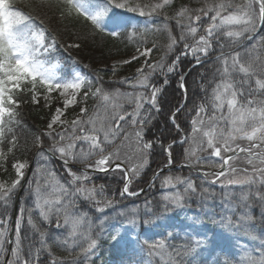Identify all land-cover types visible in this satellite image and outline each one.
<instances>
[{"label": "snow or ice", "instance_id": "1", "mask_svg": "<svg viewBox=\"0 0 264 264\" xmlns=\"http://www.w3.org/2000/svg\"><path fill=\"white\" fill-rule=\"evenodd\" d=\"M172 2L162 0L160 3L142 4L140 0H94L93 8H89L88 0H48L49 7L55 5L60 9L61 18L83 17L100 32L106 31V17L116 27L131 29L126 31V39L139 41L136 54L118 63L130 64L141 57L145 59L132 77H123L112 83L144 91L124 93L118 88L106 90L102 85L94 88L92 80L78 71L65 74L55 56L59 41L44 21L17 8L14 0H0V162L6 163L8 155H14V150L19 148L17 131L24 127L20 111L22 105L28 102L38 105L41 98L45 107H51L54 101L57 103L46 129L33 140L37 155L44 161L43 164L37 162L38 171L33 172L34 179L25 181L29 164L26 160L16 159L12 164L15 179L11 183L0 182V206L4 209L0 212V264H78L75 258L72 261L55 258L50 240L65 247L71 242L72 247H79L85 259H90L98 247V239L92 237L91 211L101 214L96 217V227L101 232L109 219L104 215L106 210L119 209L116 215L132 226L152 224L151 219H137L141 213L135 206L129 208L115 199H98L97 195L104 193V186L89 187L88 184L92 180L90 171L120 172L122 187L118 195L121 198L138 196L139 193L131 187L151 169L154 146L163 149L165 167L153 172L146 183L154 187L160 179L162 189L175 191L164 194L155 206H149L146 201L143 215L159 219L176 209H183L193 194H199L202 201L215 195L207 188L198 189L190 178L171 173L161 177L174 166L175 147L179 146L181 157L190 161L182 163L181 167L193 168L218 158L217 171H201L205 182L218 184L222 189L239 187L242 191L238 195L224 193L223 211L216 214L220 218L213 219L212 223L229 232L243 228L244 235L256 241L259 247L242 249L238 258L240 264H264V235L253 234L254 218L251 215L253 199L264 208V56L255 44L247 48L241 43L254 41L258 26L264 28V0H244L243 3L202 0V6L197 8L180 5L173 16L162 15L160 27L153 23L151 28L143 31L133 23V17L109 15L113 8H118L138 13L140 17H159L161 10ZM172 21L178 35L173 34ZM160 32L166 33L168 42L163 46V55L151 61V53L161 46L150 39L149 34ZM108 34L115 38L121 36V32L115 30ZM225 39L229 45L225 44ZM260 39L264 41V38ZM149 43L151 47L146 46ZM231 45H238L244 51L232 48L226 52L225 48ZM69 47L78 48L79 45ZM183 60H188V66L182 69ZM208 62L214 65L213 78L208 81L211 89L209 91L203 82L206 73H197L201 77L199 87L204 96L194 108L189 109L186 78L193 69L202 68ZM112 71L115 75V64ZM173 74L182 92V102L169 112L168 121L178 135L165 145L161 139L146 140L145 134L162 111L158 106V96L169 84L168 76ZM157 76L162 80V86L153 83ZM96 80L100 81L101 77L97 76ZM53 93L58 95V100ZM90 98L99 101L92 113L87 107ZM125 103L132 106L131 111L125 109ZM70 106H79V113L68 121L63 117ZM184 111L194 112L188 121V132H184L177 122V117ZM43 137L50 141L47 148ZM197 141V148H184L185 144ZM237 141L248 143L242 145ZM5 142L8 145L6 152ZM198 150L208 151V157L198 156ZM240 154L245 157L247 167L233 165ZM93 157L96 158L89 163ZM55 159H59L63 166V181L56 170L47 167ZM77 163L83 167L73 171ZM41 173L42 182L35 179ZM208 177L212 179L208 180ZM22 181L29 185L32 206L17 205V215L13 219L8 210ZM81 205L88 211H83ZM34 213L37 218H34ZM42 226L60 233L63 239L51 235ZM189 227L195 228L196 222ZM149 231L150 228L145 229V232ZM156 235L165 238L141 242L137 237L129 241L134 249L138 247L148 258L149 264L153 257L162 264H183L187 257L207 248L210 239L197 231L195 235L198 238L174 247L167 243L168 238H174L171 233ZM188 235L191 237L192 233ZM121 238L118 231L112 236L116 241ZM81 239L87 242L86 246H81ZM224 264L230 262L225 261Z\"/></svg>", "mask_w": 264, "mask_h": 264}, {"label": "trees", "instance_id": "2", "mask_svg": "<svg viewBox=\"0 0 264 264\" xmlns=\"http://www.w3.org/2000/svg\"><path fill=\"white\" fill-rule=\"evenodd\" d=\"M21 1V0H15ZM28 2L32 5V7L39 13L43 18L44 21L48 23V25L53 26L51 29L53 34L58 38L59 42L61 43L60 49L58 52V56L62 58H66V56H76L79 60L86 65L89 70H94L97 66L109 64L110 60L114 57L119 55H124L133 51L134 48L139 44L138 40L134 42L128 41L124 36H120L119 38L111 37L106 35L97 29H94L88 22L80 18H61L59 15L60 9L55 5L51 7L48 6V0H28ZM180 5H185L191 8L200 7V4L197 3L195 0H175L171 6L167 7L168 16H173L175 11L178 9ZM173 26V34L178 35V29L174 26L175 22H171ZM150 39L155 40L161 47L166 45L167 38L165 32L155 33L152 36L150 35ZM63 41V44H62ZM78 44L79 47H69V45ZM151 44V43H150ZM188 66V61L184 60L182 63V69ZM202 70H210L208 66L202 67ZM213 70V69H212ZM206 76L209 75V71H204ZM187 81L191 83L189 88L190 90V100L196 97V94L200 92V87L196 85V77L190 78L187 77ZM204 82V81H203ZM207 86V82H204ZM167 97L165 98V112L159 118L157 123L150 128V137L159 135L165 136V143L171 139V136H167L168 134L165 132L163 128L162 121L165 124H170L168 121V115L172 108H174L178 103L182 100V94L180 89L176 87L175 83H171L170 86L166 89ZM197 99V98H196ZM43 106H34L31 102L26 103L25 106L21 107V119L24 127H21L17 131V135L19 137V148L14 150V155L9 154L7 158V162L4 163L2 167H0V177L3 178H12L13 167L12 163L16 159L25 160L29 159L33 150V140L36 136L38 125H42L46 118L47 114L50 113V110ZM38 124V125H37ZM35 125V126H34ZM171 126V124H170ZM163 128V129H162ZM170 134L173 132V127L169 130ZM177 134H172V138H176ZM162 139V138H160ZM7 142L4 144V148L7 150ZM179 147L174 148V157L175 161L178 162L182 160L181 152L178 149ZM161 159H165L164 154L160 156ZM189 170H181L177 171V175L181 177H193L194 182L196 183L198 189H203L204 182L203 180L196 176V174ZM110 174H105L102 176V179H105ZM114 179V180H113ZM114 181V184L111 181ZM104 189L107 193V196L111 197L114 190L121 187V176L111 177L109 176L108 181L106 180L104 183ZM120 185V187H119ZM193 196V201L196 202L195 195ZM208 198V199H212ZM152 200V204L155 202H159L161 197H156ZM207 200V198H206ZM208 201V200H207ZM261 215V214H260ZM262 216V215H261ZM262 218H264L262 216ZM169 221V220H166ZM178 243V241H177ZM97 249L101 252L103 257L102 262L95 260L93 264H105L107 258H120L124 261L123 264H131L132 257L129 256H122L119 253V248L115 245V243L111 242L109 239H102L100 238L98 241ZM59 253H65L59 251ZM71 256V252L67 253V257ZM145 257V256H144ZM137 264H149L148 258L145 257V261H140ZM151 264H162V262L151 258Z\"/></svg>", "mask_w": 264, "mask_h": 264}, {"label": "rangeland", "instance_id": "3", "mask_svg": "<svg viewBox=\"0 0 264 264\" xmlns=\"http://www.w3.org/2000/svg\"><path fill=\"white\" fill-rule=\"evenodd\" d=\"M130 57H128V58H119V59H116V60H114V64L115 65H120V63H118V62H120V61H123V60H127V59H129ZM73 71H78L79 72V70L78 69H74V70H72L71 72H73ZM83 76H84V74H83ZM54 94H56V93H53V95ZM54 96H57V100L59 99V97H58V95L56 94V95H54ZM128 105H130V104H128ZM71 107V106H70ZM89 113H90V111H89ZM63 119H66V120H68V121H71V120H69V119H67V116H66V113H65V116L63 117ZM39 130H40V128H39ZM196 144V146L198 145V141H197V143H195ZM129 151H131L130 149H129ZM96 157H93L92 158V160H90L89 161V163H91L94 159H95ZM239 168V167H238ZM43 179V178H42ZM0 182H3V180H0Z\"/></svg>", "mask_w": 264, "mask_h": 264}]
</instances>
